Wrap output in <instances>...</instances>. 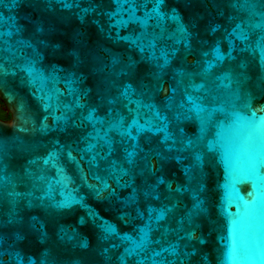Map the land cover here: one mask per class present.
<instances>
[{
	"label": "water",
	"instance_id": "water-1",
	"mask_svg": "<svg viewBox=\"0 0 264 264\" xmlns=\"http://www.w3.org/2000/svg\"><path fill=\"white\" fill-rule=\"evenodd\" d=\"M0 65L3 264H264V0H0Z\"/></svg>",
	"mask_w": 264,
	"mask_h": 264
},
{
	"label": "snow or ice",
	"instance_id": "snow-or-ice-1",
	"mask_svg": "<svg viewBox=\"0 0 264 264\" xmlns=\"http://www.w3.org/2000/svg\"><path fill=\"white\" fill-rule=\"evenodd\" d=\"M117 3H118V4H121V3H123V4H127V3H128V0H117ZM155 11H156V10L153 9V12H155ZM151 15H152V14H148V15H146V16L143 17V18H141V17H137V16L135 15V8H134V7H131V8H129V20H128V21H125V20L119 18V17L122 16V12H117V13L115 14V16L113 17V20H114V26L122 25V24H124V23H126V22H130V21H133V20L136 21V22H139V23H146L149 19H151ZM0 71H3V66H2V65H0ZM162 216H163V213H161L160 215L155 216L154 218L157 219V220H159V219L162 218ZM109 230H110V229H109ZM137 247H138V246L134 244V245L132 246V248L129 249V251H130V252H134V251H136ZM0 264H3V262L0 261ZM15 264H23V261H22V259H21L19 256L16 257ZM144 264H147V262H144ZM152 264H159V262L153 260V261H152Z\"/></svg>",
	"mask_w": 264,
	"mask_h": 264
},
{
	"label": "trees",
	"instance_id": "trees-1",
	"mask_svg": "<svg viewBox=\"0 0 264 264\" xmlns=\"http://www.w3.org/2000/svg\"><path fill=\"white\" fill-rule=\"evenodd\" d=\"M0 117H2V119H8L9 118V114L8 112L4 109V105L2 104V102L0 101Z\"/></svg>",
	"mask_w": 264,
	"mask_h": 264
},
{
	"label": "flooded vegetation",
	"instance_id": "flooded-vegetation-1",
	"mask_svg": "<svg viewBox=\"0 0 264 264\" xmlns=\"http://www.w3.org/2000/svg\"><path fill=\"white\" fill-rule=\"evenodd\" d=\"M0 119H2V117H0Z\"/></svg>",
	"mask_w": 264,
	"mask_h": 264
}]
</instances>
